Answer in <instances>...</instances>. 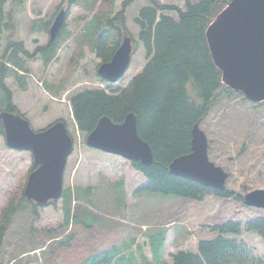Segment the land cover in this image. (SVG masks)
<instances>
[{"label":"trees","instance_id":"trees-1","mask_svg":"<svg viewBox=\"0 0 264 264\" xmlns=\"http://www.w3.org/2000/svg\"><path fill=\"white\" fill-rule=\"evenodd\" d=\"M67 1L65 8L68 15L73 5H79L92 13V18L86 20L82 26L81 42L91 45L103 62L111 60L122 36L128 31L126 8L133 0H125L117 14L114 11L116 0ZM148 1V5L141 8L136 18L140 28L139 39L148 59L141 72L121 92L84 90L74 94L70 101L78 128L83 133L91 132L104 115L119 123L129 112L136 113L139 134L151 145L154 161L149 165L141 161L131 162L132 167L147 178L135 191L134 197L137 198L142 192H155L165 196L176 195L183 197V200L169 213L168 220L157 229H144L142 224L139 229L123 230L116 216L97 213L89 206L94 196L92 189L101 183L76 185L83 188L84 193L72 190L69 186L64 188L61 199H52L47 204L40 205L24 195L27 176L21 191L16 192L15 189L9 193L0 207V257L15 214L26 210L31 203L32 219L35 222L39 218V208L46 205L56 207L61 200L63 223L57 228H48V236L42 238L47 241L39 242L37 246L24 252L40 249L42 258L34 254L40 264H245V243L225 236L241 233L242 223L235 219L215 223L211 230L217 232V236L200 239L198 253L180 250L171 254L169 262L163 257L168 225L187 218L186 209L190 201H201L208 195L218 196L222 200H243L244 193H238L227 186L224 190L214 189L192 179L174 175L169 170L175 157L190 151L192 126L206 118L219 91L222 88L233 91L223 84L222 72L213 61L206 37L208 26L230 0H185V11L175 5L161 4L158 0ZM8 2L9 0H0V39L8 32L6 47L2 48L0 45V113H20L6 80L13 78L22 89H27L25 78L29 69L26 59L34 57L35 54H30L25 44L15 39L14 15L5 9ZM161 10H176L179 18L161 14ZM42 19L35 21L32 32H49L52 20L46 22ZM85 28L89 32L85 33ZM65 29L64 25L55 39L49 38L46 45L36 49L35 53L41 55L44 64L56 59L66 38L62 37ZM10 31H13L12 34ZM66 35H69V31ZM74 56L70 60L73 69L76 68L78 59V55ZM66 89L65 80L58 86L46 83V90L53 96ZM0 135H5L1 120ZM35 168L33 162L29 173ZM245 191L246 189L243 192ZM63 225L66 228L62 230L60 228ZM245 228L258 233L264 241V212L247 220ZM67 238L69 241H65L63 245ZM141 238H146L145 241L150 245L151 259L143 252ZM55 242H59V248L52 249L51 254L45 256L44 253ZM63 246L69 253L63 252Z\"/></svg>","mask_w":264,"mask_h":264},{"label":"rangeland","instance_id":"rangeland-1","mask_svg":"<svg viewBox=\"0 0 264 264\" xmlns=\"http://www.w3.org/2000/svg\"><path fill=\"white\" fill-rule=\"evenodd\" d=\"M124 1L116 0L115 14L121 10ZM158 1L161 4L175 5L183 11L186 10L185 0ZM148 3V0H133L126 8L127 34L133 39L134 51L125 76L113 84L103 82L98 74L102 59L96 55L91 45L81 42L82 26L86 20L92 18V13H88L79 5H73L70 8L65 24L66 29L62 33V37L66 36V38L63 43L61 42L56 59L46 65L41 55L35 51L39 46L48 43L49 32L44 30L32 32L31 28L38 19L43 18V21L52 20L53 22L57 13L67 6L68 1L9 0L5 8L6 12L14 15L15 39L23 42L30 54H35L34 57L26 59L29 69L25 78L27 89H22L13 78L6 80V84L13 92L14 103L29 119L35 130L44 129L60 119L66 121L74 139L75 148L67 162L64 188L70 186L72 190L76 189L84 193L83 188L76 185L87 186L101 183L92 189L94 196L89 206L97 213L116 216L123 230L139 229L142 224L152 230L157 229L168 220L169 213L178 206L183 197L142 192L141 196L138 194L135 198L133 192L145 177L135 172L126 159L87 147V134L77 130L70 99L74 94L84 90L103 89L108 93L121 92L130 79L142 70L148 59L143 43L139 39L140 28L136 18L141 8ZM97 9L104 10L101 7ZM160 13L175 19L179 18L176 10H161ZM67 31L69 35H66ZM84 31L87 33L89 29L85 28ZM12 32L10 31L11 34ZM7 36L8 32H5L0 39L2 48L7 45ZM73 55H78L77 66L74 69L70 66ZM63 80L67 83V89L57 96L50 95L46 90V83L58 86ZM200 126L208 137L210 159L230 173L227 187L242 194L255 189H264V102L255 104L238 91L222 88ZM91 151L96 153L92 154ZM32 164L33 156L30 151L10 149L5 137L0 135V207L9 193L15 189L16 192L21 191ZM245 189L246 191L243 192ZM187 206L186 221L191 226L192 233L183 249L196 250L199 238L217 236V232L208 230L215 223L235 219L242 223L241 233H230L225 236L237 238L245 243V264H264L263 239L258 233L245 228L247 220L262 214L264 210L248 207L235 199L222 200L214 195H208L201 201L192 200ZM32 208L33 205L30 203L26 210L13 216L6 234L0 264L26 262L40 264L38 257L34 255L35 252L23 253L29 251L30 247L37 246V243L47 241L42 238L48 236V228H57L62 224L64 214L62 201L59 200L56 207L46 205L39 208V218L34 222ZM70 226L72 228V225ZM65 228L63 225L60 229ZM173 236L174 232H170L165 245L166 255L175 250V247H172ZM65 241L68 242L69 238L64 240L63 245ZM59 245V242L53 243L44 255H50L51 250L59 248ZM65 248L63 246V252L69 253ZM148 250L149 248H146L147 253H149ZM36 253L41 255L40 250Z\"/></svg>","mask_w":264,"mask_h":264},{"label":"water","instance_id":"water-1","mask_svg":"<svg viewBox=\"0 0 264 264\" xmlns=\"http://www.w3.org/2000/svg\"><path fill=\"white\" fill-rule=\"evenodd\" d=\"M67 17L65 8L57 13L49 28L52 39L58 36ZM206 37L213 61L222 72L223 84L250 101L263 102L264 0H230L208 26ZM132 53V38L126 34L112 59L100 64L99 76L107 82L119 81L129 68ZM0 120L7 145L11 149L30 151L36 165L28 176L24 195L38 204L60 199L67 160L74 147L67 124L58 120L35 130L26 117L9 111L1 112ZM86 143L91 148L145 165L154 161L151 145L139 134L134 112H129L119 123L102 116L88 133ZM208 146L207 135L196 122L191 129L190 151L172 160L170 173L224 190L229 173L209 159ZM243 202L264 209V189L246 193Z\"/></svg>","mask_w":264,"mask_h":264},{"label":"crops","instance_id":"crops-1","mask_svg":"<svg viewBox=\"0 0 264 264\" xmlns=\"http://www.w3.org/2000/svg\"><path fill=\"white\" fill-rule=\"evenodd\" d=\"M170 232H173V230H170V231H169V233H168V238H169V234H170ZM168 238H167V241H168ZM173 239H174V236L172 237V241H173ZM167 241H166V243H167ZM186 244H187V242L185 243V246H186ZM146 248H149V250H148L149 253H147ZM144 251H145V254L151 259L152 255H151V250H150V246H149V245H145V247H144ZM173 251H174V250H173ZM170 254H171V253H167V255H166V247H165V253H164L163 257H164V259H165L166 261H168V262L170 261ZM165 255H166V257H167L168 259H166Z\"/></svg>","mask_w":264,"mask_h":264}]
</instances>
